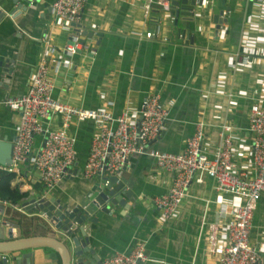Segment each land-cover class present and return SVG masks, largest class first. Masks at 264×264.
<instances>
[{"label":"crops","instance_id":"crops-1","mask_svg":"<svg viewBox=\"0 0 264 264\" xmlns=\"http://www.w3.org/2000/svg\"><path fill=\"white\" fill-rule=\"evenodd\" d=\"M13 1L0 0L1 10L6 12L0 19L1 68L5 60H14L13 73L5 79L7 87L0 81V140L12 142L21 115L4 103L6 97L27 91L46 49L47 37L51 45L63 47L70 35L69 29L55 24L54 0L34 1L15 18L9 15L16 6ZM217 1L203 0L202 6L194 9L193 22L179 16L174 26L169 10L163 11L156 3H152L149 16L145 10L148 0H87L81 22L84 29L94 32L97 52L90 56L79 51L72 57L73 67L62 68L58 74L50 73L53 97L93 109L110 99L114 102V113L118 114L123 110L139 111L142 99L157 93L161 105L168 109V116L159 140L153 145L155 149L183 151L186 138L193 134L195 123L201 121L203 148L211 152L219 143V127L229 123L235 128L233 134L238 136L233 141L232 160L240 172L254 176L248 115L253 107L261 106L264 92V0H224L229 10H225L227 21L220 28L212 13ZM178 27L194 30L190 34L193 43L188 35L178 42ZM148 31L157 34L145 37ZM246 44L253 45L255 56L249 65H242L237 55ZM50 123L60 126V116L52 117ZM96 128L94 121L86 120L73 122L68 130L76 137L81 169ZM127 167L132 171L130 180L134 179L131 182L135 194L129 210L117 208L113 216L104 215L97 223H85L90 246L99 258L97 263L93 262L103 264L110 254L127 252L136 241L144 240L151 259L147 264H217L218 257L208 251V227L228 220L220 204L234 205L235 198L218 192L210 177H205L202 183L192 181L176 215L164 220L151 200L168 191L173 173L158 168L147 155L131 156ZM80 179H65L51 192L61 200L77 199L88 188ZM36 181L21 170L12 183L19 184L20 190L30 195L39 194L33 188ZM0 204L4 205L6 220L19 219L21 236L51 232L38 220H21L15 211L17 204ZM55 234L64 238L59 231ZM249 238L262 250L256 264H264V192L257 201ZM28 251L31 258H22L20 264H61L60 254L47 246L2 253L0 257L13 254L17 257Z\"/></svg>","mask_w":264,"mask_h":264},{"label":"built area","instance_id":"built-area-1","mask_svg":"<svg viewBox=\"0 0 264 264\" xmlns=\"http://www.w3.org/2000/svg\"><path fill=\"white\" fill-rule=\"evenodd\" d=\"M86 1L54 0L52 3L55 24L70 30L69 40L65 46L56 47L50 44L47 37L46 49L29 80L27 91L6 97L4 103L19 111L21 116L13 141L11 164H0V170L16 174L25 170L32 180L43 185L46 192H51L73 175L72 169L77 162L76 137L68 131L71 124L92 120L97 128L80 171L83 178L114 175L128 166L131 156L147 155L154 159L158 168L173 173L168 191L150 199L161 211L162 219L167 220L178 212L189 183H202L205 177H210L214 180L215 189L222 194L232 195L236 203L220 204L228 220L222 225H209V253L218 257L217 264L258 263L262 250L250 242L249 236L257 201L264 192V92L261 106L253 107L248 115V131L252 136L250 149L256 167L254 176L240 172L232 160L233 141L238 136L233 134L235 128L229 123H222L219 127V143L211 152L203 148L201 121L195 123L194 132L186 138L183 151L172 153L155 149L153 145L159 140L168 116V109L161 105L157 93L146 95L139 111L123 110L118 114L114 113V102L110 99L96 109L55 99L50 73L58 74L62 68L73 67L72 57L79 51L90 56L97 52L94 38L82 34V8ZM152 3L163 11L170 9L169 0H148L145 10L149 16ZM156 34L148 31L145 37ZM253 48L252 44L242 47L237 55L240 64L251 63V57L255 56ZM260 56H263L262 52ZM57 115L60 116L61 125L52 126L50 120ZM147 262H151V259L146 253L144 240L136 241L127 252H116L103 260V264Z\"/></svg>","mask_w":264,"mask_h":264},{"label":"water","instance_id":"water-1","mask_svg":"<svg viewBox=\"0 0 264 264\" xmlns=\"http://www.w3.org/2000/svg\"><path fill=\"white\" fill-rule=\"evenodd\" d=\"M37 0H14L15 8L9 12V15L15 18L31 6L32 2ZM203 0H169V12L174 17V26H177L179 16L184 21L194 19V9L196 6L201 7ZM229 8L224 4V0H218L213 8V20L218 28L227 21L224 12ZM4 11V10H3ZM0 7V19L6 12ZM160 21V17L158 18ZM78 28L80 25H74ZM158 29V26L156 27ZM194 30H186L178 27V42H182L185 36L190 37L193 43V37L190 36ZM83 35L93 36V31L84 29ZM0 62V68L2 67ZM14 60H5L3 68L0 70V81L3 87H7V78L13 73ZM6 77V78H5ZM7 79V80H5ZM13 142L0 140V164L9 165L12 160ZM133 156H139L137 154ZM75 163L72 169V176L68 179H80L88 185L87 190L79 198L61 200L56 198L52 192L45 190L41 194H30L15 210L21 220H38L47 228L50 233L44 235L21 236V225L18 218L15 220H6L4 218V205L0 204V254L15 253L21 250H31L34 247L47 246L56 250L61 257V264H95L98 257L91 248L85 223H97L104 215L113 216L117 208L129 210L130 205L134 202L135 194L133 184L134 179L130 180L132 171L130 167H124L118 173L106 176L98 175L93 179H84L81 176V167ZM132 181V182H131ZM55 189V188H54ZM53 189V190H54ZM52 190V191H53ZM52 227V230H51ZM59 231L64 238L56 236L55 232ZM28 240L25 243L23 241ZM19 242L18 245L9 246L7 244ZM29 252V251H28ZM32 253H25L19 256L0 257V264H10L17 261L20 264L22 258H31ZM95 263H94V262Z\"/></svg>","mask_w":264,"mask_h":264},{"label":"trees","instance_id":"trees-1","mask_svg":"<svg viewBox=\"0 0 264 264\" xmlns=\"http://www.w3.org/2000/svg\"><path fill=\"white\" fill-rule=\"evenodd\" d=\"M17 177L15 172L7 170H0V202H6L12 205H20L24 199L29 195L25 191H21L19 184H13L12 182ZM33 188L36 193L41 194L45 188L40 182H35Z\"/></svg>","mask_w":264,"mask_h":264},{"label":"bare ground","instance_id":"bare-ground-1","mask_svg":"<svg viewBox=\"0 0 264 264\" xmlns=\"http://www.w3.org/2000/svg\"><path fill=\"white\" fill-rule=\"evenodd\" d=\"M23 242L27 243L29 241L28 240H25ZM18 244H19V242H14V243H10V244H7V245L12 246V245H18Z\"/></svg>","mask_w":264,"mask_h":264}]
</instances>
